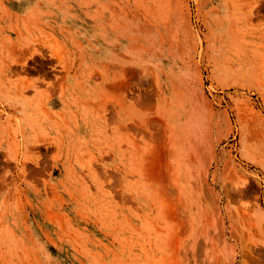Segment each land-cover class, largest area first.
Returning <instances> with one entry per match:
<instances>
[{"label": "rangeland", "instance_id": "obj_1", "mask_svg": "<svg viewBox=\"0 0 264 264\" xmlns=\"http://www.w3.org/2000/svg\"><path fill=\"white\" fill-rule=\"evenodd\" d=\"M0 264H264V0H0Z\"/></svg>", "mask_w": 264, "mask_h": 264}, {"label": "bare ground", "instance_id": "obj_2", "mask_svg": "<svg viewBox=\"0 0 264 264\" xmlns=\"http://www.w3.org/2000/svg\"><path fill=\"white\" fill-rule=\"evenodd\" d=\"M138 126V125H137ZM152 140V139H151ZM176 144H177V142H176Z\"/></svg>", "mask_w": 264, "mask_h": 264}]
</instances>
